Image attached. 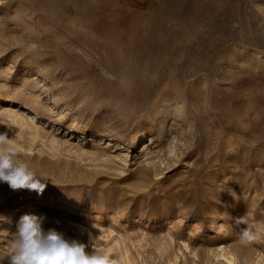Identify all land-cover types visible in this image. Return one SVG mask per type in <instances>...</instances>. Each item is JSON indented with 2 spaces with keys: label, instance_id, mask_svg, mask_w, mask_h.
I'll list each match as a JSON object with an SVG mask.
<instances>
[{
  "label": "rangeland",
  "instance_id": "374dc122",
  "mask_svg": "<svg viewBox=\"0 0 264 264\" xmlns=\"http://www.w3.org/2000/svg\"><path fill=\"white\" fill-rule=\"evenodd\" d=\"M8 128L49 181L0 183V264L28 212L117 264H264V0H0Z\"/></svg>",
  "mask_w": 264,
  "mask_h": 264
},
{
  "label": "clouds",
  "instance_id": "9594fccd",
  "mask_svg": "<svg viewBox=\"0 0 264 264\" xmlns=\"http://www.w3.org/2000/svg\"><path fill=\"white\" fill-rule=\"evenodd\" d=\"M10 129L0 132V183H5L12 190L27 189L43 194L48 177L20 159V153L9 138ZM46 216L32 212L22 214L15 224V232L9 242L2 264H117L91 242L94 234L85 233L87 242L68 239L55 228L45 230ZM8 222L11 224V219ZM235 222L246 225L241 228V239L253 241L256 237L245 217L235 218Z\"/></svg>",
  "mask_w": 264,
  "mask_h": 264
}]
</instances>
